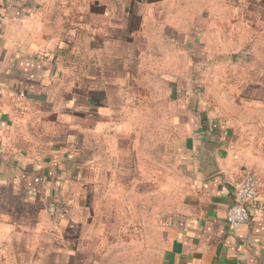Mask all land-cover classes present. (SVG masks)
Here are the masks:
<instances>
[{"label":"crops","instance_id":"crops-1","mask_svg":"<svg viewBox=\"0 0 264 264\" xmlns=\"http://www.w3.org/2000/svg\"><path fill=\"white\" fill-rule=\"evenodd\" d=\"M160 1L0 0V187L47 198L59 197L66 181H90L94 200L105 187L111 206L123 197L124 225L136 207L141 222L153 217L162 237L155 264H264V110L255 113L250 147L232 143L224 121L195 110L192 96L181 108L180 89L190 79L167 71L177 63L157 60L189 54L182 65L189 74L195 43L148 45L134 28L159 19L153 7ZM52 123L62 138L39 157L36 128ZM168 164L174 177L164 176ZM247 173L258 191L248 223L233 230L226 209Z\"/></svg>","mask_w":264,"mask_h":264},{"label":"rangeland","instance_id":"rangeland-1","mask_svg":"<svg viewBox=\"0 0 264 264\" xmlns=\"http://www.w3.org/2000/svg\"><path fill=\"white\" fill-rule=\"evenodd\" d=\"M158 3L153 7L158 8L157 21L133 26L135 31L148 36V45L184 48L178 42L190 47L195 43L196 54L192 57L198 62L189 74L182 66L189 54L177 55V60H172L171 55L157 60L165 66L177 63L178 68L167 71L190 79L180 89V97L184 96L179 99L181 108H185L183 100L192 96L196 100L195 110L217 123L224 121L232 132V143L251 147L255 113L264 110V0H161ZM203 10L206 16L200 22L197 18ZM195 15L196 24L191 21ZM184 50L181 53H186ZM149 84L162 95L160 99L166 97L165 87L159 82ZM189 100L191 103L192 98ZM52 126L45 132L36 128L33 145L39 157L49 153V141L62 138V134L53 131V123ZM44 142L46 148L42 147ZM20 144L25 152L28 145ZM163 169L165 178L174 177L173 166L164 165ZM248 170L252 172L251 168ZM155 184L159 185L146 183L148 188ZM163 184L166 186V182ZM92 189L90 181H66L62 192L57 193L59 197L45 198L38 192L22 197L0 187V264H155L162 237L155 229L153 217L152 221L148 216V221L141 222L143 214L136 207L131 223L124 225L128 216L123 197L117 200L123 203L121 206H111L106 187L102 194L105 197L99 201L91 197ZM166 192L172 193V189L164 188ZM139 200L137 196V204L144 201Z\"/></svg>","mask_w":264,"mask_h":264},{"label":"built area","instance_id":"built-area-1","mask_svg":"<svg viewBox=\"0 0 264 264\" xmlns=\"http://www.w3.org/2000/svg\"><path fill=\"white\" fill-rule=\"evenodd\" d=\"M258 191V180L252 173H247L244 178L237 183L234 189L233 202L227 207L225 219L231 229H237L241 225L248 223V205L253 201Z\"/></svg>","mask_w":264,"mask_h":264}]
</instances>
